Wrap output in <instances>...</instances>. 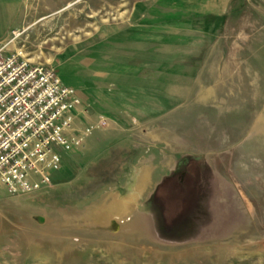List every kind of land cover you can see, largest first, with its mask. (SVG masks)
<instances>
[{"label": "rangeland", "instance_id": "obj_1", "mask_svg": "<svg viewBox=\"0 0 264 264\" xmlns=\"http://www.w3.org/2000/svg\"><path fill=\"white\" fill-rule=\"evenodd\" d=\"M224 10L26 0L8 51L81 80L111 125L95 135L105 145L64 157L53 186L0 197V264H264V0ZM121 73L142 110L125 123ZM148 104L158 124H144ZM137 170L146 184L132 185Z\"/></svg>", "mask_w": 264, "mask_h": 264}, {"label": "built area", "instance_id": "obj_2", "mask_svg": "<svg viewBox=\"0 0 264 264\" xmlns=\"http://www.w3.org/2000/svg\"><path fill=\"white\" fill-rule=\"evenodd\" d=\"M76 88L65 85L51 64L9 52L0 42V197L51 187L62 167L61 152H73L98 125L74 132Z\"/></svg>", "mask_w": 264, "mask_h": 264}, {"label": "crops", "instance_id": "obj_3", "mask_svg": "<svg viewBox=\"0 0 264 264\" xmlns=\"http://www.w3.org/2000/svg\"><path fill=\"white\" fill-rule=\"evenodd\" d=\"M228 1L229 0H209L208 1L209 4H207L208 2H205L203 5H200L198 7H192V6H187V5H173V4H169L165 0H158V3L162 4L163 8H165L166 6H175V7H179L181 9H184V10H198V11H201V12L202 11L203 12H212L215 16L222 17L225 14L224 13L225 10L224 11H222V10L224 9L225 4ZM25 3H26V0H0V42L6 41V38H7L8 34L10 33V31L14 27H16V25L18 24V22L20 20V17L22 16ZM203 16H205V14ZM142 29L143 30H140V31H142L144 33H148L149 34L148 37L151 38V32L155 31V26H150L149 24H147V25H144L142 27ZM133 33H135V32H133ZM152 37L154 38V36H152ZM138 38L139 39L141 38V36L139 34L138 35H132V37H131L132 40H137ZM135 48L136 47L132 48V49H134V52H135ZM131 57H135V54L133 53ZM147 61L151 63V60H147ZM54 67L56 68L55 65H54ZM79 76L81 77L82 75L79 73ZM116 79H117L116 82L121 86V88H117V90L114 93H115V96H116L117 99L123 101V103L121 104L122 111H120L118 114L122 115V116L121 115H119V116H121V120H123V122L125 123V120H127V116L124 115V113H127V114H128V112L141 113L142 110L138 109L133 104L130 105L129 102L126 100V99H128L127 98V94H126V92H128V90L125 87L126 86L125 85V81L128 78L125 75V73H121L120 75H117ZM149 79L151 80V78H149ZM133 81H140V80L133 79ZM77 91H78V94H79V96H80L82 101L74 109V126H73L74 127V129H73L74 132H77V131H81L82 132L86 128H88V127H90L92 125H98L103 117L107 119V124L105 126H102L100 128L94 129L93 132L90 135L85 137L83 144L77 150H75V151H81L82 150L83 153H85V155H86L87 153L91 152V150H93L94 147L98 148L99 146L105 145L103 143V141H104L103 138L104 137L106 139H109V135H108L107 131L106 132H102V134H101L102 137L99 138V139H96L95 135H96V133H98V132L110 127V125H111V117L108 116L107 114L97 110V104H98L97 101L94 100V99H89L87 97L86 93L82 90L81 80H80V88H78ZM124 104L125 105L128 104L127 105L128 106L127 109H125V105ZM148 105H149L148 106L149 109L146 110V111L149 113V117H148L147 121H145L144 124H158L157 118L154 115L156 113V111H157V109L155 108L156 106L152 105V109L151 110H152V114L153 115L151 117V115H150L151 114L150 113L151 112V110H150L151 104H148ZM121 108H120V110H121ZM119 116H118V118L120 119ZM61 154H62V165H63L64 164V157L66 155H70L71 152H61ZM61 169H62V167L59 170H61ZM59 170H56V171H54L52 173V182L54 181L55 177L61 179V177H62L61 175H58V176L56 175V173ZM132 177H133V181H132L133 184L132 185H134L137 180H139V179L141 180L142 177H143L144 181H143V183L141 185L146 184V181H147V178H148V171H146V170H142V171L137 170V171L134 172V175H132ZM132 185L130 186V188L132 187ZM130 188H128V189H130ZM130 191L131 190H129L128 192H130Z\"/></svg>", "mask_w": 264, "mask_h": 264}]
</instances>
